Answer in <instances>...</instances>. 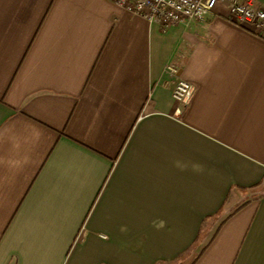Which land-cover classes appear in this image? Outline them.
Here are the masks:
<instances>
[{"label":"crops","instance_id":"0c3cea01","mask_svg":"<svg viewBox=\"0 0 264 264\" xmlns=\"http://www.w3.org/2000/svg\"><path fill=\"white\" fill-rule=\"evenodd\" d=\"M227 16L0 0V264H264V36Z\"/></svg>","mask_w":264,"mask_h":264},{"label":"built area","instance_id":"2783aa9c","mask_svg":"<svg viewBox=\"0 0 264 264\" xmlns=\"http://www.w3.org/2000/svg\"><path fill=\"white\" fill-rule=\"evenodd\" d=\"M111 2L162 31L174 29L190 20L205 19L218 4H223L228 7L227 21L230 24L256 36H264V9L257 7L253 0H111ZM193 93L194 87L190 83L178 80L172 97L184 107Z\"/></svg>","mask_w":264,"mask_h":264},{"label":"rangeland","instance_id":"374dc122","mask_svg":"<svg viewBox=\"0 0 264 264\" xmlns=\"http://www.w3.org/2000/svg\"><path fill=\"white\" fill-rule=\"evenodd\" d=\"M219 225V223L218 222H214V224H213V227H214V229H213V232H215V230L217 229V226Z\"/></svg>","mask_w":264,"mask_h":264}]
</instances>
